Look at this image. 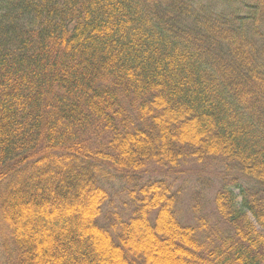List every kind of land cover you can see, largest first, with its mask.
I'll list each match as a JSON object with an SVG mask.
<instances>
[{
  "label": "trees",
  "instance_id": "1",
  "mask_svg": "<svg viewBox=\"0 0 264 264\" xmlns=\"http://www.w3.org/2000/svg\"><path fill=\"white\" fill-rule=\"evenodd\" d=\"M191 161L214 225L143 181ZM0 222L5 264H264V0H0Z\"/></svg>",
  "mask_w": 264,
  "mask_h": 264
},
{
  "label": "rangeland",
  "instance_id": "2",
  "mask_svg": "<svg viewBox=\"0 0 264 264\" xmlns=\"http://www.w3.org/2000/svg\"><path fill=\"white\" fill-rule=\"evenodd\" d=\"M167 172L160 168H151L145 180H156L164 176L169 178L175 191L179 192V202L176 207L177 218L185 225L195 226V213L193 207L198 205V216L209 218L210 224H216L214 217V197L222 188L228 175L223 164L200 165L193 161L184 165L179 171L166 175ZM226 176V177H225ZM108 190L110 198L104 206L102 222L110 218V214L120 212L124 219L129 217L131 201L127 191L129 183L126 180H113L103 183ZM200 212V213H199ZM0 222V264H5L3 246L6 243V233ZM262 233L263 231L258 228Z\"/></svg>",
  "mask_w": 264,
  "mask_h": 264
}]
</instances>
